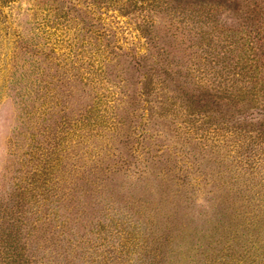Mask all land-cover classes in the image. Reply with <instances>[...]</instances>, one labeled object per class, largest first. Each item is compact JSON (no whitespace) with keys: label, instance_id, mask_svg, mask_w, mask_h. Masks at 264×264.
I'll return each instance as SVG.
<instances>
[{"label":"rangeland","instance_id":"1","mask_svg":"<svg viewBox=\"0 0 264 264\" xmlns=\"http://www.w3.org/2000/svg\"><path fill=\"white\" fill-rule=\"evenodd\" d=\"M0 264H264V0H0Z\"/></svg>","mask_w":264,"mask_h":264}]
</instances>
